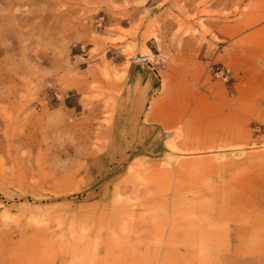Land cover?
Returning a JSON list of instances; mask_svg holds the SVG:
<instances>
[{
    "label": "rangeland",
    "instance_id": "obj_1",
    "mask_svg": "<svg viewBox=\"0 0 264 264\" xmlns=\"http://www.w3.org/2000/svg\"><path fill=\"white\" fill-rule=\"evenodd\" d=\"M0 264H264V0H0Z\"/></svg>",
    "mask_w": 264,
    "mask_h": 264
}]
</instances>
